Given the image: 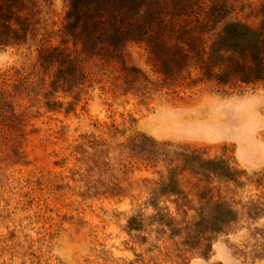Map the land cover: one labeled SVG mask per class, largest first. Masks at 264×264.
<instances>
[{
  "label": "rangeland",
  "instance_id": "1",
  "mask_svg": "<svg viewBox=\"0 0 264 264\" xmlns=\"http://www.w3.org/2000/svg\"><path fill=\"white\" fill-rule=\"evenodd\" d=\"M73 1L10 2L0 264H264V81L165 76L135 43L78 54ZM200 1L224 22L264 19V0ZM68 58L81 73L66 92ZM218 206L234 220L207 230Z\"/></svg>",
  "mask_w": 264,
  "mask_h": 264
},
{
  "label": "trees",
  "instance_id": "2",
  "mask_svg": "<svg viewBox=\"0 0 264 264\" xmlns=\"http://www.w3.org/2000/svg\"><path fill=\"white\" fill-rule=\"evenodd\" d=\"M10 2L0 0V47L19 38L13 27ZM73 2L67 19L75 28L71 35L76 39L78 54L120 58V52L135 43L148 49L157 69L165 76L196 74L195 81L214 80L220 85L264 81V19L259 28L240 21L224 22L216 19L200 0ZM69 54L66 52L67 57ZM68 61L69 66L66 64L62 72V88L66 92L77 88L73 77L81 73L80 65L72 67V60ZM163 188L179 193L172 172ZM233 216L232 209L218 206L207 216V230H222L234 220ZM203 219L202 214V220L195 225H203Z\"/></svg>",
  "mask_w": 264,
  "mask_h": 264
}]
</instances>
